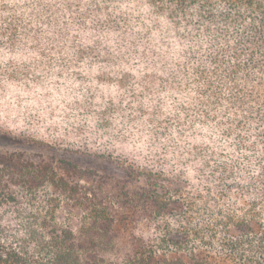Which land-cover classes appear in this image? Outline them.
<instances>
[{
    "label": "trees",
    "instance_id": "16d2710c",
    "mask_svg": "<svg viewBox=\"0 0 264 264\" xmlns=\"http://www.w3.org/2000/svg\"><path fill=\"white\" fill-rule=\"evenodd\" d=\"M0 135V264H264V0H0Z\"/></svg>",
    "mask_w": 264,
    "mask_h": 264
},
{
    "label": "rangeland",
    "instance_id": "374dc122",
    "mask_svg": "<svg viewBox=\"0 0 264 264\" xmlns=\"http://www.w3.org/2000/svg\"><path fill=\"white\" fill-rule=\"evenodd\" d=\"M23 145L18 139L14 137H7L4 135H0V150H14L19 149ZM89 163V162H87Z\"/></svg>",
    "mask_w": 264,
    "mask_h": 264
}]
</instances>
